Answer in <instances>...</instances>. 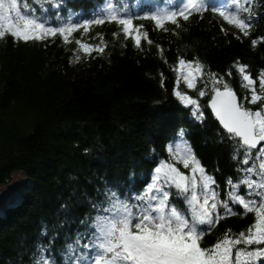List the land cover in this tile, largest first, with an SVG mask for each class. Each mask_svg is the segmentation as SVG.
<instances>
[{"label": "trees", "instance_id": "1", "mask_svg": "<svg viewBox=\"0 0 264 264\" xmlns=\"http://www.w3.org/2000/svg\"><path fill=\"white\" fill-rule=\"evenodd\" d=\"M21 2H30L39 14L56 0ZM246 6L259 18L250 35L241 39L236 38L242 35L239 30L211 13L194 15L178 28L134 21L152 40L151 45L142 41L139 48L114 22L93 25L88 33L78 30L70 43L60 36L27 43L11 36L0 39V186L9 184L18 171L27 178L18 198L0 209V264H33L41 224L48 222L51 230L57 223L55 211L80 190L106 176L122 178L134 166L144 178L154 164L171 160L168 145L173 151L181 147V140L170 139L173 128L191 133L187 139L215 177L221 199H227V181L242 178L236 171L235 142H221L220 126L209 109L199 123L195 110L178 101L173 68L178 57L198 59L206 73H216L238 96L246 95L234 65H249L254 76L264 69V0ZM48 15L50 23L81 19ZM77 40L104 47V52L88 56ZM179 87L202 105L206 102L207 97L199 98L183 82ZM234 211L236 215L222 218L205 236V245L229 229L232 234L247 230L254 214L238 206Z\"/></svg>", "mask_w": 264, "mask_h": 264}, {"label": "snow or ice", "instance_id": "2", "mask_svg": "<svg viewBox=\"0 0 264 264\" xmlns=\"http://www.w3.org/2000/svg\"><path fill=\"white\" fill-rule=\"evenodd\" d=\"M231 5L234 9L215 0H182L179 7L163 12L146 6L142 15L97 12L78 21L50 23L47 8L38 14L30 2L0 0V39L11 36L27 43L60 36L70 43L78 30L88 33L93 25L114 22L139 48L142 41L151 45L152 40L134 20L154 21L159 29L169 23L178 28L181 21L206 13L220 16L227 26L239 30L242 35L237 39L248 37L259 17L252 16L247 0L244 6L240 0H231ZM49 7L59 17L64 0ZM76 43L88 56L104 52V47L81 40ZM256 43L252 40L253 46ZM158 51L162 56L163 48L158 46ZM234 67L247 91L244 96H238L216 73H206L198 59L178 57L173 68L178 101L195 110L199 123L210 109L208 115L214 114L221 126V142H235L236 171L242 178L227 181V199H221L215 177L187 139L191 133L173 128L170 139L181 140V147L173 151L172 144L168 145L171 160L154 164L145 178L137 174L135 166L122 178L103 177L55 211L57 223L51 230L43 222L33 244V264H264V69L254 76L247 64L237 62ZM181 82L197 91L199 98L207 97L206 102L202 105L200 99L181 91ZM200 83L203 88H198ZM237 206L254 214L247 230L232 234L229 229L214 244L205 245V236L222 218L236 215Z\"/></svg>", "mask_w": 264, "mask_h": 264}, {"label": "rangeland", "instance_id": "3", "mask_svg": "<svg viewBox=\"0 0 264 264\" xmlns=\"http://www.w3.org/2000/svg\"><path fill=\"white\" fill-rule=\"evenodd\" d=\"M26 182L27 178L24 173L18 171L13 174L12 181L9 184L0 186V209H4L9 202H13L18 198V194Z\"/></svg>", "mask_w": 264, "mask_h": 264}]
</instances>
